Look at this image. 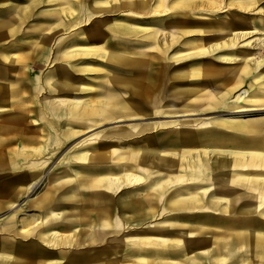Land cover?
<instances>
[{
  "label": "rangeland",
  "instance_id": "obj_1",
  "mask_svg": "<svg viewBox=\"0 0 264 264\" xmlns=\"http://www.w3.org/2000/svg\"><path fill=\"white\" fill-rule=\"evenodd\" d=\"M130 1L0 0V18H14V33L9 34L2 27L0 46H40L41 41L44 43L43 46H52L48 63L35 70L32 67L26 69L29 72L31 71L30 76L33 79L40 76L44 79L49 76L56 81H61L65 77L64 80L69 85L67 89L56 92L51 91L50 96L46 85H41L38 97L32 98L28 96L29 94H24L23 104H17L20 100L13 98H10L7 102L8 108L4 111L5 113H2V118L0 119V122H7L8 124L6 133L0 134V143L3 142L0 145V236L7 233L9 236H17V240H27L28 238H22L18 235L21 234L23 227L30 226L36 220L45 217L47 209L49 210V208L43 210L45 208L41 209L36 206V202L40 201L42 197H47V203H50L51 207H53L54 203H66L63 210L65 209L64 212L66 218L69 219V223H72V219L77 220L80 208L77 202L80 195L75 193L76 195L72 196V192L70 193L69 191L67 194L64 193L72 188L73 185H76V183H72L74 178L72 169L79 171L81 178L85 179L86 177L85 180H82V184L83 186L88 185L86 186L88 187L87 189L77 191V193L81 192V196L84 198L88 197L91 199L90 201H94V189L91 190L89 187H94L92 182L95 178H91L89 175L92 173H88V175L83 169H88L92 166L112 168L110 165L116 161L113 155L115 148L107 146L104 149H94L93 147L94 144L103 141H113L114 144L123 142L117 139L118 132H130L133 134L131 137L135 140L136 137L139 138L144 134L155 135L156 128L167 122L178 121L180 126L176 130L179 133L190 135V132H193L191 136H194L195 139L198 138L199 141L205 138L201 136V133L205 132V130L212 131L214 139L226 144L231 143L230 137L232 135L239 134V132H235L225 126L208 125L211 119L229 116L234 110L232 108L202 110L203 101H200V94L204 88L201 87L200 82L205 84L209 82L212 87L219 88L222 85H226L227 82L235 84V79L240 75L238 69L241 63L238 58L240 54L236 55L235 52L246 47L239 46L241 44L237 47L231 45V47L229 43L230 34L241 26L250 28L251 21L250 17L239 9H237L238 14L233 13L234 6L238 7L249 3L251 8L255 9L254 12H256L264 9V0H255L251 3L247 0H212L213 2L208 4V6L206 3L197 2V10L194 11L172 9L173 0L159 2V6L156 5V0H147L146 4H144L145 6L139 5L141 0ZM222 40L224 44L229 46L225 47L226 45L222 43ZM212 42H220V46L217 45L218 47L216 48L207 49L199 55L196 53L197 51H194L195 48L201 49L206 44L210 46ZM150 47L155 48L152 53L157 52L159 57L149 52L150 49L148 48ZM250 50L253 51L251 52L253 54L258 52L257 61L260 59L264 60V48ZM144 51L146 52L145 60L148 63L152 62L155 64L154 67L157 69L155 71L156 79L159 77L164 79V82L155 91L151 92L153 96L161 98L156 108H152L151 103L145 104L144 99H138V97L128 94L126 87L116 85L117 89L114 92L121 94L125 103L129 105L131 102L137 103L135 105L131 104L132 107L129 108V112L133 115L132 117H122L116 120H102V117H97L100 122L90 128L88 127L91 126L89 120L84 121V123L73 122L70 124L73 126L67 128L68 126H66L63 116L57 121L53 115L41 111L42 104L46 102L50 103L51 109L56 108L58 103L53 99L55 95L75 99L80 102L81 107L87 108V105H91L90 103L96 104V101L103 95L100 94L101 88L107 85L109 80L119 83L130 81L135 85L143 84L144 78L142 79L133 74L134 68H129L124 63L111 62L106 56L107 54H114L118 56V60L123 61V59L133 55L135 52H140L143 56ZM169 62L170 64H168ZM165 64L168 66L165 67ZM262 68H264V63L252 75L258 74ZM197 72L200 73L198 74L199 76H190L191 73L195 74ZM251 78L252 76L246 80L247 83H250ZM74 87L75 90H72ZM246 87L244 84L236 87L230 94L228 101H231L235 95L240 93L237 90L240 89L242 91ZM133 90L136 92L139 89L134 87ZM191 90L195 92L188 94L187 92ZM17 107L18 109L23 107V120L15 117ZM162 108L165 109L164 114L159 113ZM31 109L35 110L36 113H33ZM189 109L196 110V114L183 116ZM261 118H264V110L251 112L243 117V119L248 120ZM66 129H70V131ZM137 130H142V132L135 134L133 131ZM163 130L166 131L161 130V132H167L171 128L168 127ZM63 131H69L72 135L66 140L61 139L60 134ZM249 136H252V134ZM201 143L204 144L203 141ZM35 149L39 151V154H37L38 151L31 152ZM196 149L192 156L209 160L221 157L220 155H215L214 150L211 148L206 150L211 152L208 155H203L204 150L202 147H196ZM85 150L93 153V156L101 155L100 157L106 156L107 158L103 161L100 159H84L81 157V152ZM183 151L187 152V150ZM225 156L227 159L234 157L231 154H226ZM168 163L167 161L161 167L158 165V161L155 160L149 166L139 165L138 167L137 165L135 171L143 172L142 170L146 169L153 173L149 179L166 181L167 178L170 179V173L167 169ZM116 164L114 170L109 169L105 173L102 171L105 175L108 172L109 174L111 173V180L114 176L125 177L126 175L122 169L123 165L121 163ZM174 169H177V172L182 173V175L185 173L184 169L179 166ZM186 178V175H184L179 182H176L174 181L175 178L171 176V179L165 185L166 192H164V196L170 199L180 195L196 194L197 192L203 195L204 192L201 189L208 188L211 185V180L199 182L198 180L191 181ZM27 183L32 186V190L25 187ZM147 183L144 182L142 184L143 188L141 187L135 191V196L138 195L137 192L141 196L143 193H150L154 190V188L146 187L145 184ZM189 184L195 185V188H189ZM122 185L120 182L112 184L113 199L116 201H118V198H126L122 193H118V189H122ZM89 192H92V194H89ZM240 192L244 191L240 190ZM62 193L67 195L66 200L63 199ZM203 197L208 196L205 194ZM35 198L36 201H34ZM247 202L250 204L255 203L251 200H247ZM12 203L17 205V207L13 209ZM152 206L158 208V211L159 209H162L163 212L166 211L168 221L171 219V213L177 210V208L171 206L164 207L158 204H152ZM198 207L197 205L196 208ZM261 209L264 208L261 207ZM166 213L162 215V220L165 219L164 215ZM156 218L159 219V216L146 221V229H143V227L142 229H137L139 233L133 232L131 229L132 225L125 227L124 231L121 227V233L119 232L117 236H110L103 240L101 247L123 246L120 242L121 236L126 233L129 241H134L131 240L133 236L139 237L146 233L156 235L157 231L154 229V225L165 224V221L161 222L156 220ZM131 222L135 221L132 220ZM221 228L223 227L217 230L219 234L223 233ZM69 230H61V233H73L72 229ZM171 232H174L172 228L169 230V233ZM32 234L27 237L34 239L39 236L37 230H34ZM71 246L73 247H71L73 252L80 251V248L74 242L71 243ZM255 246L254 244L252 246L243 244L241 247L235 248L228 259H223V262L218 258L220 251L213 249L212 254L206 257L200 253L201 256L199 254L196 255L199 257H195L194 260L196 262L192 264H264V244ZM149 247L152 248V246ZM131 248L132 246H130L129 251H131ZM256 248H260V255H256ZM125 251L128 250L123 252ZM98 256L100 254H93L88 259V262H94ZM113 256L117 257L118 255L115 254ZM122 256L120 255V257ZM191 256H185L184 254L181 257L178 256V262L191 264L187 259V257ZM203 258L205 259L203 260ZM200 260L204 262L201 263ZM121 263L139 264L137 256ZM169 263L176 264V262Z\"/></svg>",
  "mask_w": 264,
  "mask_h": 264
},
{
  "label": "bare ground",
  "instance_id": "obj_2",
  "mask_svg": "<svg viewBox=\"0 0 264 264\" xmlns=\"http://www.w3.org/2000/svg\"><path fill=\"white\" fill-rule=\"evenodd\" d=\"M162 1L165 2L166 0H156V5L159 6L160 4L159 2ZM247 1L251 3L255 0H247ZM146 2L147 0H141L139 5H144L146 4ZM197 2H200L201 4L206 3V5L208 6V4H211V2L213 1L212 0H173L172 2L173 4L171 5L172 6L171 8L176 10H183V11H194L197 10V5H196ZM250 5L251 4L248 3L244 5H239L238 7L234 6L235 9L233 10V13L235 14L236 13L238 14L237 9L241 10L242 13H246V15L250 17V21H251L250 28H244V26H241L230 34L231 37L229 40L230 46L235 45L234 47H237L239 44H241L239 46L246 47L245 49L243 48L242 50H237L235 52L236 55L240 54L238 58L239 60H241V63L239 64V69L237 68L239 70L240 75L237 76V78L235 79L236 81L235 84L233 85L230 82H227L226 85H222V87L219 88V87H212L211 85H209L210 84L209 82L208 84L200 82L201 87L204 88V90L200 94L201 96L200 101H203L202 110L216 109V108H232L234 110L232 111V113H230L229 116H223L220 119H211L208 122V125L210 126H225L231 130H234L235 132H239L238 136L234 137L235 140L231 141L232 146L228 150H225L226 147L223 148V145H221L224 144L223 142L217 140L216 145L219 147H217L216 151L214 150L215 152L214 154L220 155L221 160L219 161L218 158H215L214 160L211 159L209 160L207 158L201 159V157L192 156L193 152L197 150L196 147L200 148L202 143L201 141H199L198 138L195 139L194 136H191L193 132H190V135L186 133L183 134L179 133L176 130L180 126L179 125L180 122L178 121L167 122L163 124L161 127L156 128L155 135L144 134L139 138L136 137L135 140L134 138L131 137L133 136V134L130 132H120V133L118 132L117 139L122 140L123 142L114 144L113 141L112 142L103 141L94 144L93 148L104 149L107 146L114 147L115 152L112 153L116 161L113 160L114 164L110 165L112 168H108V169L105 168L104 171H107L109 169L114 170L115 166L117 165L116 163H121L123 165L122 166L123 172L126 175L125 177L114 176L113 179L111 180L110 175L112 174L111 173L109 174L108 172L106 173V175L97 177V179H95L92 182L94 183V188L98 187L99 191H97L98 194L93 203V208L83 211V213L90 216L91 218L81 219L79 226L76 225L72 227L71 224V228H70L66 225L67 223L63 224L62 222L57 221L59 219V216L57 214H59L60 212L59 213L56 212L55 208L59 209L61 205L54 204L53 207L50 208V211H47L45 217L36 220L35 223H33L30 226H24L20 232L21 235L27 237L29 235H32L34 230H37L40 239H42V241H44L49 246L52 245V247H54L55 244L52 242H54L55 240L64 239L70 243L74 242L75 244L78 245L79 248L88 247L91 251H94L97 250L96 249L97 247H100L98 246V242H100L101 239L103 241L110 236H117V234L121 230V227L122 230L124 231L125 227L130 226L127 224L124 225V223H122L121 225V220L123 219L122 218L120 219V217L122 216H124L126 220L132 219L135 216H139V217L142 216L140 218H137L139 220L135 221L136 223L135 222L132 223V228H131L134 233H139L137 232V229H142V227L143 229H146L147 223L145 221L153 217L152 211L151 210L148 211V208H151L150 206H152V204L163 205L164 207L171 206L177 209H191L198 205L199 208L216 209V210L222 207L223 212L226 214V216H237L238 218L239 215L242 216L244 215L246 216L245 218H247L248 220L237 221L238 224L229 223L223 226L213 225L216 222L212 221L211 220L212 218L207 220V223L212 224V226H208L205 224L184 225V226L174 225V222H169L171 221L169 220L167 223L165 222L166 224L154 225V229L157 231V232L155 231L157 233L156 235H149L148 233H146L140 235L139 237L133 236L132 237L133 239L131 240L134 241H129V238L126 235L127 233L124 234L123 236H121L122 238L120 241L123 246L118 247L117 245L116 246L112 245V252L115 254H118L119 252L122 253L124 250H129L130 246H132L129 254H132V256L133 255L137 256V260L139 264L140 263L156 264L155 261L157 260H166L165 262L157 261L158 262L157 264H170L169 262L175 263V259H176L175 256L181 257V255L183 254L185 256L192 255L191 257H187L188 261L192 264L196 262L194 260L195 257L198 258L199 256H201L200 254L204 255L205 257L207 255H211L212 252L214 251L213 249L220 251V253H218V258L223 262V259L225 260L228 259L229 255H231L234 252L235 248L237 247L239 248L243 244L249 246L250 245L252 246L253 244L256 246L258 244H264V209H261V207L264 208V118L257 120L243 119L244 115L246 114H250L251 112H255V111L264 110V107H262L264 106V68H262L258 74L252 75L254 71L257 70V68H259L262 63H264V60L260 59L257 61L256 59H258V52L253 54L251 53L253 51L250 50V49L256 50L257 48L258 49L264 48V9H260L254 12L255 9H252ZM12 22L14 21L7 20L6 23L4 22L3 25H6V27H8L7 29H10L12 25L14 26V23ZM222 43L224 44L223 40ZM43 45L44 43L41 41L40 46ZM217 45L220 46V42H214V43L212 42L210 46H207L206 44V46L204 45L201 49L195 48L194 51H197L196 53L199 55L200 53H204V51L207 49L218 47ZM227 46L229 45H226L225 47ZM148 49H150L149 52L152 55L159 57V54L157 52H155L154 54L152 53V51L155 48L150 47ZM145 53L146 52L144 51L142 56L140 52H135L133 55L128 56L126 59H123V61L120 59L118 60L117 58L118 56L114 54H107L106 56V58L111 60V62L124 63L129 68H134L133 74H135L137 77H140L142 79L144 78L143 84L140 83L135 85L130 81L128 82L123 81L119 83L114 80H109V83L107 85H104L100 90L101 91L100 94H103L104 96L102 95L99 98V100L95 99L97 100L96 104L90 103L91 105H87V108L81 107L79 101L71 98H63L57 95L54 97L55 102L58 103L56 108L51 109L50 105L44 104L42 107L43 109L41 111L44 112L47 111L48 112L47 114L53 115L55 120L57 121L59 120L60 117L63 116L66 126L67 125L69 126L73 122L84 123V121L89 120L91 124V126H88L89 128L97 125L100 122V120L97 119V117H102L103 118L102 120H116L122 117H127V118L132 117L133 115L129 112V108H131L132 105H135L137 103L131 102L130 105L125 103L122 95L114 92V90L117 89V86L119 85L126 87L128 89L127 90L128 94L134 95V97H138V99L142 98L144 99L143 101L145 102V104L151 103L152 106L151 105L150 106L152 108H156L161 98L160 97L158 98L155 95L153 96L151 92L155 91L158 88V86L164 82V79L160 77L156 79L155 71L157 69L154 67L155 64H153L152 62L148 63L145 60L144 58ZM255 55H257V57H255ZM166 64L165 67L168 66ZM168 64H170V62ZM198 74L200 73L198 72L195 74L191 73L190 76H199ZM250 76H252L250 83H247L246 80ZM9 79H11V77ZM51 82L54 81H51V79H49L48 83L50 84ZM187 83L196 84L191 82H187ZM53 84L55 83H52V85ZM243 84L244 86L247 87L243 88L242 91L240 89L237 90L240 91V93L235 95V97L231 99V101H228L232 91L236 87L241 86ZM62 85L64 86V89H67L68 86L66 85V83ZM58 87L60 86H57L56 90L59 89ZM134 87H138L140 91L136 90L135 92L133 90ZM72 90H75V87L72 88ZM190 92L194 93L195 91L191 90L187 93L189 94ZM0 110H4V107H0ZM186 112L187 113L183 116H193L196 114L195 112L197 111L194 109L193 110L189 109ZM159 113L164 114L165 109L162 108L159 111ZM165 115L167 116V114ZM168 127H170L171 130L167 132H161V130L166 131L163 129ZM133 132L135 134H140L142 130H137ZM209 132L210 131L205 130V132L203 131L201 133V136L208 137ZM251 134L252 136H249ZM60 135H61V139L66 140L72 134L69 131H63L61 132ZM206 140L209 141V139L202 138V141H206ZM13 142L15 141L13 140ZM228 144L230 145L231 143ZM183 150H187V152H184ZM203 150H204L203 155H208L211 153L206 151L207 148H203ZM226 154H231L234 157L232 159H227L225 158ZM83 155H84L83 157L88 159L104 160L107 158L106 156L100 157L101 155L93 156V153L87 150L84 151ZM155 160L158 161V165H160L161 167L164 166L167 161L169 162L167 165V169L169 170L170 173L169 178L171 179V176H173L176 179V180L174 179V181L176 182H179L180 178L183 177L184 175H186L187 180H191V181L198 180L199 182H202V181L211 180V185L208 186V188L206 187L204 189H201L204 192L203 195L206 194V196L208 197H203L201 193L197 192L196 194L180 195V196L172 197L170 199L166 198L164 196V192H166L165 185H167V181L170 179L167 178L166 181L162 179L154 181V179H149L153 174L152 172L146 169L142 170L143 172L135 171L137 165L138 167L139 165L149 166V164H153ZM178 166L184 169L185 172L184 175H182V173L177 172V169H174ZM73 172L74 175H76V172L74 170ZM187 174L189 175L187 176ZM119 182L122 183L123 185H122V189H118V193H122V195L125 196L126 198H123L122 201L120 200L117 203V201L115 200L113 201L114 194L111 189H112V184H116ZM144 182L145 183L148 182L147 184H145L146 187L154 188V190L151 191L150 193H143V195L141 196L137 192L138 195L135 196L136 194L135 191L139 190ZM79 184L83 185L82 182H80ZM86 186L88 185L86 184ZM26 187L32 190V186L30 184L27 183ZM188 187L195 188V185L193 186L189 184ZM91 188H93V186ZM240 190H243L244 192H240ZM36 198L38 199V197ZM36 198L34 199V201H36ZM46 198L47 197H43L42 199H40L41 201L37 200L38 202H36V206L41 209L46 208L48 206L50 207L49 203H47ZM66 198L67 196L64 199ZM247 200L254 201L255 203L250 204L247 202ZM13 205H12L13 209L14 207H17V205L14 206ZM117 210L118 211L122 210L123 212L125 211V213H121L122 216H120ZM128 210L133 215H131ZM138 213L143 214L144 218L143 215H139ZM254 214H257L259 217L262 218V220H255L257 219L255 218L254 221L257 222H254L251 219V217L254 216ZM243 222H249V223H243ZM220 227H223L221 228L223 230V233L221 234L217 232V230ZM68 228L72 229L73 233L69 232V233H65L67 234L65 235L59 232V230H66ZM85 228H87V231H85ZM169 228L170 229L172 228L174 232L169 233L170 230ZM68 246L70 245L68 244ZM149 246H152V248H150ZM259 249L260 248L255 249L256 255L261 254L260 253L261 251ZM129 254L127 255L125 254L126 257ZM198 254L199 256H196ZM125 255L123 256L121 255V256L124 257ZM151 259H155V261L152 262ZM204 259L205 258H203V260ZM203 260H200V262L203 263L204 262ZM176 264H181V263L177 261Z\"/></svg>",
  "mask_w": 264,
  "mask_h": 264
},
{
  "label": "crops",
  "instance_id": "obj_3",
  "mask_svg": "<svg viewBox=\"0 0 264 264\" xmlns=\"http://www.w3.org/2000/svg\"><path fill=\"white\" fill-rule=\"evenodd\" d=\"M7 20H10V21L13 20L14 21V18H11V17L8 19H5L3 17L0 18V34H2V27H4L5 31L8 32L9 34L14 33V26L13 25L10 29H7L8 27H6V25H3L4 22L6 23ZM12 23H14V22H12ZM32 33H34V32H32ZM50 48H52V46H0V83H1L0 84V107H4V110H0V119L2 118V113L8 108L7 102L9 101L10 98L11 99L12 98L13 99H19L20 102H17V104H23V100L25 98L24 94H29L28 96H30L32 98L38 97L39 96V88L41 85H46V87L48 89L49 96H50L51 91L56 92L59 90H64V86L62 84L66 83L64 80L65 77H63L61 79V81H56L55 79H53L52 77H49V76H46L44 79L42 76L33 79V77L30 76L31 71L29 72V70L26 69V68L32 67V69L35 70V69H38V67L40 68L41 66H44L46 63H48V60L50 58V52L52 50ZM33 54H34V56H33ZM10 77H11L12 81H11V79H9ZM49 79H51V81H54V82H51L49 84L48 83ZM52 83H55L56 85L55 84L52 85ZM74 84H76V83H74ZM5 85H6V88H5ZM66 85L69 86L68 83H66ZM57 86H60V87H58L59 89L56 90ZM10 89H13V90H10ZM55 96H57V95H55ZM55 96H53V99ZM58 96H60V95H58ZM63 98H66V97H63ZM44 104L50 105L49 102H46ZM44 104H42V107ZM50 107H51V105H50ZM32 112L36 113L35 110H33ZM38 112H39V110H38ZM45 113L47 114L48 112L46 111ZM23 114H24L23 107H20L19 109L17 107V110L15 111V117L16 118L19 117L20 119H22ZM69 126H73V125H69ZM69 126L67 128H70ZM77 126H80V125H77ZM6 130H8L7 122L6 123L0 122V132L6 133ZM69 131H70V129H69ZM236 136H238V134L232 135L230 137L231 141H234L235 140L234 137H236ZM205 139H209V141H207V140L203 141L204 144H202L200 146V148L201 147L207 148V150L211 148L213 150H216L217 147H219L216 145L217 140L214 139V135H213L212 131H210L208 133V137H205ZM1 143L3 144V142H1ZM1 143H0V145H2ZM221 145H223V148L226 147L225 150H228L232 146V142L230 145L228 143L227 144L224 143ZM36 151H38V150L35 149L31 152L33 153ZM83 153L84 152H81V157L84 159H88V158L83 157L84 156ZM37 154H39V151L37 152ZM216 158H218V157H216ZM218 159H219V161L221 160V158H218ZM90 160H97V159H90ZM100 160H102V159H100ZM105 168L106 167L104 166L102 168L101 167H98V168L97 167H89L88 169L87 168H85V169L82 168V169L84 170V172L86 174L92 173L91 175L88 174L89 176H91V178L97 179V177L105 175L102 173V171H104ZM91 169H93V170H91ZM72 172H73V170H72ZM75 172H76V175H74V178H73L74 180H72V183L73 184L76 183L75 186H77V187H75L73 185L72 188H70L66 192H64V191L63 192L67 194L69 191L70 193L72 192V195H76V194L80 195L79 200L77 202L80 206V208L78 210L79 211L78 219L77 220L72 219L73 224L68 222L69 219H67L65 213H63V211H64L63 207L66 205V203H64V204L57 203V204H60L61 207L59 209L55 208L56 212H58V213L60 212L59 214H57L59 216V219L57 221L62 222L63 224L67 223L66 225L70 228H71V224H72V227L76 226V225L79 226L81 219L91 218L90 216L83 213V211H86V210L93 208V203H94L95 198L98 194L97 191H99L98 187H95V188L89 187V189H91V190L94 189V191H93V194L95 196L93 199L94 201H90L91 199H89L88 197L84 198L83 196H81V192L77 193V191L85 190L88 187L79 184L80 182H82V180H85L86 177H85V179L81 178L80 172L77 170H75ZM99 173H102V174H99ZM104 173H105V171H104ZM73 174H74V172H73ZM26 186H27V184H26ZM84 187H86V188H84ZM22 193H23V191H22ZM64 193H62L63 199L67 196V195H63ZM89 194H92V192H89ZM64 200H66V199H64ZM120 200L122 201L123 198H118L117 203ZM113 201H114V199H113ZM54 204H56V203H54ZM49 205H51V204L49 203ZM150 207L151 208H148V211H150V210L152 211L153 217H156V216H159V218L161 217L160 218L161 220L158 218H156V220H160L161 222L165 221L166 223L168 222V218H166L167 217L166 212H163L162 209H159V211H158V208H155V206L154 207L150 206ZM196 207H193L191 209H177L174 212H172L173 214L171 213L172 219H170V220L174 222V225H183V226L184 225H202V224L212 226V224L207 223V220H209L211 218H212L211 219L212 221L216 222L215 224H213L215 226H223V225L229 224V223L230 224H238L237 221L248 220L247 218H245L246 216H244V215L243 216L239 215L241 217L238 216V218H237V216H226V214L223 212V209L221 207H220V209H217V210L216 209L199 208V207L196 208ZM47 208H49V210ZM50 208H52V207L48 206L43 210L47 209V211H50ZM157 211H158V213H157ZM117 212L119 213L120 216H122L121 213H125V211L123 212L122 210H119V211L117 210ZM129 213L131 214L130 211H129ZM162 213L163 214L166 213L164 215L166 217L163 220H162V218H163ZM126 214H127V212H126ZM131 215H133V214H131ZM139 215H143V214H139ZM196 216H198V217H196ZM136 217L140 218L142 216H140V217L135 216L134 218L127 219V220L124 218V216L120 217V219L121 218L123 219V220H121V225H122V223H124V225L125 224L132 225V223H133V222H131L132 220H134V221L139 220V219H136ZM143 218H144V215H143ZM229 218H232V219H229ZM255 218H257V219H255ZM251 219L253 221H254V219L255 220H262V218L259 217L257 214H254V216H252ZM148 220H150V218L147 219L146 221H148ZM226 220H229V221L226 222ZM192 221H194V222H192ZM254 222H257V221H254ZM128 223H131V224H128ZM243 223H249V222H243ZM85 229H87V228H85ZM67 230H69V228ZM59 232L61 233V230H59ZM18 235H20L22 238H24V235H21V234H18ZM25 238H28V239L25 241H20V240H17L18 239L17 236H9V235H7V233L1 234V236H0V264H37V263L38 264H63L64 262H65L64 264H66V263L67 264H123L121 262H123L125 260H129L132 257L133 258L136 257L134 255L132 256V254H129L130 253L129 250H128V252H122V253L119 252L117 254L118 255L117 257L113 256V255H115V253L112 252V247H109V248L101 247L102 246L101 245L102 239L100 240L99 245H98L100 247L96 248L97 250L91 251L87 247V248H80L79 252L74 251L75 252L74 253L72 251V248H71L72 247L71 243L68 242L67 240H64V239L63 240H61V239L55 240L54 242H52L55 244L54 247H52V245L49 246L44 241H42V239H40L39 236H37L34 239L29 238V237H25ZM68 244L70 246H68ZM93 254H100V256H98L97 260H95L94 262H91V261L88 262V259L91 258V256ZM125 254L126 255L129 254V255L126 257ZM120 255H125V256L120 257ZM175 257H176L175 262H177L179 260V258L177 256H175ZM27 259H28V261H27ZM152 261H155V260L153 259ZM160 261L165 262L166 260H160ZM127 264H129V263H127Z\"/></svg>",
  "mask_w": 264,
  "mask_h": 264
}]
</instances>
